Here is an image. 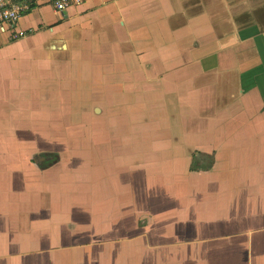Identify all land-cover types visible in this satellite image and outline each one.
<instances>
[{"label":"crops","instance_id":"0c3cea01","mask_svg":"<svg viewBox=\"0 0 264 264\" xmlns=\"http://www.w3.org/2000/svg\"><path fill=\"white\" fill-rule=\"evenodd\" d=\"M16 31L0 264H264V0L34 5Z\"/></svg>","mask_w":264,"mask_h":264},{"label":"built area","instance_id":"2783aa9c","mask_svg":"<svg viewBox=\"0 0 264 264\" xmlns=\"http://www.w3.org/2000/svg\"><path fill=\"white\" fill-rule=\"evenodd\" d=\"M86 0H0V36L18 37L16 26L22 16L36 6H49L57 13L82 6ZM41 5H38V4Z\"/></svg>","mask_w":264,"mask_h":264},{"label":"rangeland","instance_id":"374dc122","mask_svg":"<svg viewBox=\"0 0 264 264\" xmlns=\"http://www.w3.org/2000/svg\"><path fill=\"white\" fill-rule=\"evenodd\" d=\"M32 14H34V13H32ZM19 37H16V38H12V39H7V38H5V36H0V43L2 44V47L3 46H5V44H7V43H13L15 40H17ZM5 43V44H4ZM4 44V45H3ZM250 89V87H248V88H244L243 87V90H244V92H248V90ZM252 101V100H251ZM262 104H263V106H264V98H263V100H262ZM51 105H53V102H51ZM91 108H93L92 107V105H91ZM263 108V107H262ZM77 119V121H79L78 120V118H76ZM163 119H165V121H166V124L168 123L169 125H175V123L177 122V120H174L175 118H169V116L166 118V117H164ZM162 119V120H163ZM216 121H214V123H215ZM62 125L63 123H62V120L61 119H58V120H56V119H53V125ZM79 124H83V121H79ZM167 124V125H168ZM74 125H76V124H71L70 126H74ZM75 136H78L76 133H75ZM75 136L73 137V138H75ZM47 155H51V156H55L54 157V159L49 163V164H47V165H44V166H42L41 168H46V167H48L50 164H52V163H54L55 161H57V156H56V154H54V153H50V154H47ZM207 155H205V157H206ZM194 159H195V157H194ZM213 159V158H212ZM204 161H206V162H210L209 160H208V158L206 157L205 159H204ZM198 161L197 162H195L194 163V167H199L200 168V166H198Z\"/></svg>","mask_w":264,"mask_h":264},{"label":"trees","instance_id":"16d2710c","mask_svg":"<svg viewBox=\"0 0 264 264\" xmlns=\"http://www.w3.org/2000/svg\"><path fill=\"white\" fill-rule=\"evenodd\" d=\"M41 156L43 157V160L45 162L42 163V164H40L39 165L40 167L49 164L54 159V157H55V156H51V155H47V154L41 155ZM194 157H195V159H194ZM206 157L208 158V160L210 162L204 163V161L202 159H205ZM206 157H205V155H202V154H199V153L195 154V156H193V162L191 164V170H193V171H199V170H203V169L204 170L209 169L211 167V164H212L213 159H212L211 156H206ZM197 161H198L197 164L198 165H203V167H200V168L199 167H194V163L197 162Z\"/></svg>","mask_w":264,"mask_h":264}]
</instances>
